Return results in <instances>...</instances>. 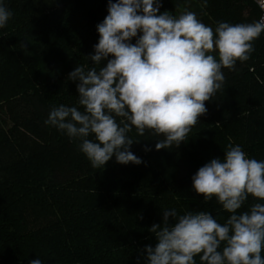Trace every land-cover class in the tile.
Segmentation results:
<instances>
[{"label": "trees", "instance_id": "trees-1", "mask_svg": "<svg viewBox=\"0 0 264 264\" xmlns=\"http://www.w3.org/2000/svg\"><path fill=\"white\" fill-rule=\"evenodd\" d=\"M204 2L159 0L160 13L192 9L213 30L221 21L259 19L251 0ZM108 3L0 0L12 13L0 28V264H147L145 249L156 244L149 229L162 223L163 210L207 211L221 224L230 215L215 197L204 202L194 191L200 167L223 159L229 143L264 160V33L246 62L222 69L225 82L186 142L158 151L162 136L139 137L133 128L138 165L113 156L104 169L93 168L79 140L45 124L52 107H79V81L68 75L93 66ZM256 202L264 203L250 196L238 211Z\"/></svg>", "mask_w": 264, "mask_h": 264}, {"label": "clouds", "instance_id": "clouds-1", "mask_svg": "<svg viewBox=\"0 0 264 264\" xmlns=\"http://www.w3.org/2000/svg\"><path fill=\"white\" fill-rule=\"evenodd\" d=\"M257 2L264 10V0ZM160 7L159 0H109L89 57L93 66H77L68 75L79 81L77 103L83 111L60 104L45 120L79 140V151L93 168L104 169L113 156L120 164H140L130 151L139 142L129 135L133 128L139 137L146 131L162 136L158 151L186 142L207 112L205 102L225 82L222 69L246 62L264 33V16L251 23L217 22L213 30L192 11L176 16L160 13ZM11 16L0 4V28ZM191 179L204 202L215 197L230 215L221 224L207 211L163 210L162 223L149 229L156 244L145 249L147 264H197V256L200 264H264V203L238 211L250 196L264 201V160L229 143L223 159H211Z\"/></svg>", "mask_w": 264, "mask_h": 264}, {"label": "built area", "instance_id": "built-area-1", "mask_svg": "<svg viewBox=\"0 0 264 264\" xmlns=\"http://www.w3.org/2000/svg\"><path fill=\"white\" fill-rule=\"evenodd\" d=\"M251 1L256 5V7H257L258 10H259V18H260L261 16H264V10H262V9L260 8V6H259L257 0H251Z\"/></svg>", "mask_w": 264, "mask_h": 264}, {"label": "rangeland", "instance_id": "rangeland-1", "mask_svg": "<svg viewBox=\"0 0 264 264\" xmlns=\"http://www.w3.org/2000/svg\"><path fill=\"white\" fill-rule=\"evenodd\" d=\"M186 9H189V7H188V8H186ZM183 11H184V10H180L179 12H177V13H175V14H173V15H176V16H178V15H179V14H181ZM191 11L193 12V10H192V9H191ZM139 35H140V33H138V36H137V37H134L133 39L136 41V39H138Z\"/></svg>", "mask_w": 264, "mask_h": 264}]
</instances>
